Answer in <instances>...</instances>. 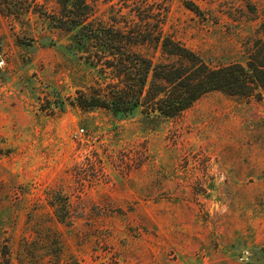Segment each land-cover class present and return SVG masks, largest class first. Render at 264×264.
<instances>
[{
	"label": "rangeland",
	"instance_id": "1",
	"mask_svg": "<svg viewBox=\"0 0 264 264\" xmlns=\"http://www.w3.org/2000/svg\"><path fill=\"white\" fill-rule=\"evenodd\" d=\"M85 1L97 27L169 37L211 68L264 50V0ZM58 10L0 0V264H264V89L159 122L82 111L77 91L112 77Z\"/></svg>",
	"mask_w": 264,
	"mask_h": 264
},
{
	"label": "trees",
	"instance_id": "2",
	"mask_svg": "<svg viewBox=\"0 0 264 264\" xmlns=\"http://www.w3.org/2000/svg\"><path fill=\"white\" fill-rule=\"evenodd\" d=\"M59 10L50 16L54 25L74 33L78 48L91 65L99 66L112 80L97 91H77L75 105L82 111L103 109L112 115L126 116L139 111L147 121L174 118L210 92L229 96L260 97L264 89V50L240 63L211 68L194 52L169 37L129 39L126 26L97 27L85 0H55ZM191 11H198L190 3ZM25 8L7 9V15H25ZM125 27V28H124ZM114 31V32H112ZM146 44L160 47L171 61H154L136 48ZM7 250L1 255L6 259ZM6 264V263H5Z\"/></svg>",
	"mask_w": 264,
	"mask_h": 264
}]
</instances>
